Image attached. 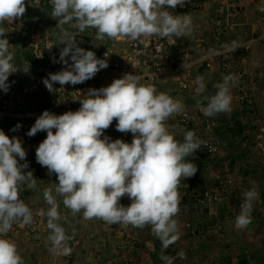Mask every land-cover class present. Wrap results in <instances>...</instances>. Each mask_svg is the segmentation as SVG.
<instances>
[{"label": "clouds", "instance_id": "1", "mask_svg": "<svg viewBox=\"0 0 264 264\" xmlns=\"http://www.w3.org/2000/svg\"><path fill=\"white\" fill-rule=\"evenodd\" d=\"M50 3L51 17L57 21L59 31L56 44L64 45L59 62L67 66L49 73L43 80L50 92L54 91V83L61 87L80 84L108 67L106 59H99L93 51L77 45L76 34L88 28L96 30V40L178 38L193 32L190 14L176 15L169 11L183 7L188 0H50ZM25 12V0H0V24L19 20ZM9 46L6 31L0 27V91L5 93L10 87L11 74L28 73L30 69L28 61L23 70L14 66V54ZM222 47L233 53L241 46L232 41ZM69 56L71 64L65 59ZM140 79L137 75L124 74L106 87L90 88L77 98L79 109L61 115L45 110L27 132L29 137L46 132V138L35 150V158L47 168L49 175L55 173L58 180L54 190L43 189L47 211L41 208L36 212L37 216L47 218L48 251L54 256L72 253L69 246L72 237L60 223L67 221V216L59 211V196L73 216L82 212L85 220L99 219L108 225L141 229L149 226L161 243L160 259L164 264H174L176 258L186 259L183 250L176 257L165 252L181 238L175 219L180 212L181 178L192 177L197 171L196 165L186 157L200 149L203 141L192 130L183 131L182 141L176 140L167 121L184 111L183 102L166 92H158L152 84H141ZM235 82V76L226 75L221 83L214 85L215 94L197 100L203 115L212 117L231 111L230 87ZM195 84L197 95L203 94L204 78L197 76ZM114 120L117 131L132 134L130 143L104 136ZM263 125H257L253 147L255 133ZM20 127L18 123L12 130ZM17 157L25 163H19ZM27 167L21 140L9 138L0 130V264H25L15 242L3 237L15 223L30 226L34 222L32 211L20 198L24 186L37 188L32 172L22 171ZM124 196L131 201L128 206L119 203ZM258 197L255 187L243 192V203L235 217L237 229H244L252 222L253 204Z\"/></svg>", "mask_w": 264, "mask_h": 264}, {"label": "rangeland", "instance_id": "2", "mask_svg": "<svg viewBox=\"0 0 264 264\" xmlns=\"http://www.w3.org/2000/svg\"><path fill=\"white\" fill-rule=\"evenodd\" d=\"M25 6L26 12L23 17L13 22L5 21L3 24H0V27H3L6 31V38L10 44L9 51L14 54L12 63L15 67L25 65V63H23V54L25 52H31L34 58L38 60V66H40L43 74L42 77H40L41 83L39 92L41 94L38 100H48V102L51 103V98L56 94L55 87L57 85L55 86V84H53L54 91L50 92L45 87L43 80L48 78L49 73H56L67 67L59 62V57L52 63L50 56L47 54V50H49L46 46L47 43H57L59 36V31L56 29L57 21L51 17L52 5L50 0H25ZM181 8H189L188 11H183L185 12L184 14H191V16H194L198 13V9L194 10L186 3ZM64 27L75 32V30L69 28V25H65ZM198 30L199 32L196 35L192 32L191 35L184 37L183 40H204L205 37H201L202 30ZM95 35L96 30L88 28L84 33L76 34L75 39L79 47L93 51L97 58L103 59L104 55H109L108 53L111 52V50H109L108 41L113 39L105 37L103 40H96ZM111 53H114V51ZM65 59L71 64L70 56ZM16 83L19 87V82L17 81ZM88 83L90 85H88ZM86 84L89 87L96 85L94 77L87 80ZM18 87L16 90H13L14 95H12L11 98L13 104L10 109L12 112H15V110L20 112L25 107L30 106L29 103L34 99L33 93L29 91L28 86H26L24 90L18 89ZM172 87L174 88H172L173 90L171 91H174L175 86L172 85ZM169 92L167 93L170 94ZM186 106V109L191 113L195 114L201 111L194 109L191 103H187ZM221 114L224 115L225 113L217 114L215 118ZM167 124L170 127V131L173 132L175 139L182 141L183 129H180L179 126H175L170 121H167ZM220 127V124L216 123V128ZM221 131L220 129L218 134H221ZM255 131L256 129H251L248 139L245 140L244 138H246V135H242L237 140V143L233 145L232 142L231 144L229 143L230 136L228 134H224V137L222 134L216 136V141L220 144V151L215 157L224 158L229 153L234 154L238 157H236L237 159H235L233 163L225 165L218 162L216 158L213 161L209 158H203L201 155L199 160V163H202V167L207 169V178L210 179L209 181L212 180L214 184H217L218 181L230 180V184L237 183L243 190H248L252 187L257 189L259 197L254 202V212L251 214L252 222L244 229H237L235 227V217L238 214L235 213L232 204H215L211 207L209 213V215L212 216L210 219L213 220V223L210 225V222L206 220V223L209 222L207 226L209 229L202 232L201 236L194 237L193 244L188 240H184L183 237L185 232H187V228L182 230L181 221L177 219L181 238L167 250L172 252L169 253V256L173 257H176L177 252L183 250L186 253V259L176 258L174 264H218L217 261L220 259V253H222L223 256L228 255L232 264H236V256L241 253L250 258H253V256L256 258L257 256H262V254H259L262 253V251H260L261 249L264 250V213L261 211L263 205H260L259 202L262 200L261 175L262 173L264 174V172H262L264 171V159L253 147V135ZM240 147L242 156H239L240 153L238 152ZM228 148H230V151L226 153ZM198 151L199 150H196L195 153H198ZM17 159L18 162L22 164V161H20L18 157ZM194 160H196V158H194ZM254 168H256L255 172ZM22 171L27 172L29 170L26 168V170L22 169ZM36 183V189H27L26 186H24L20 191V198L32 211L33 218H37L34 220L37 226L34 227L35 229H32V231L36 233L35 237L28 235L27 232L23 229H19V227L15 225L12 226L11 231L4 237L15 242L18 253L24 259L25 264H164L160 259L161 246L158 249L154 247V245L160 241L152 235L149 226L141 229L134 228L131 225H108L99 219L85 220L82 212L75 216H70L65 213V207L59 196H57V201L60 204L59 211L62 215L67 216V221H61L60 223L65 228L66 234L72 237L69 241L72 253L70 256L52 255L48 251L50 244L47 240L49 235V230L46 228L47 218L37 216L36 212L41 208L47 211L49 206L43 198V189L49 187L54 190L57 181L53 178L48 179L45 177L40 179V181L37 180ZM183 184L185 185V182ZM213 185H210L208 188H211ZM185 186L190 190L197 191L200 184L188 182ZM201 187H203L202 183ZM53 194L55 193L53 192ZM126 197L127 196L122 197L119 201L123 206ZM128 200L129 198L126 199L127 202ZM129 202L131 201L129 200ZM223 208L224 210L222 211ZM68 213H70V211ZM219 214L223 215V219L218 217ZM192 220L193 222L195 221L196 224L204 221L200 217H196V215L192 217ZM195 227L198 229L197 226ZM195 227H193V230H195ZM139 231H142V233H139L142 234V236L139 235L136 237ZM217 231H220V233ZM144 234H146L147 237H144ZM213 234H216V237L214 239L209 238V236H213ZM207 238L209 240H207ZM207 243L210 245L206 246L205 244ZM116 245L121 246L119 252H116ZM225 246L227 247L224 248ZM128 256L132 258L130 262L127 260ZM250 262L251 264H258L254 262L253 259Z\"/></svg>", "mask_w": 264, "mask_h": 264}, {"label": "built area", "instance_id": "3", "mask_svg": "<svg viewBox=\"0 0 264 264\" xmlns=\"http://www.w3.org/2000/svg\"><path fill=\"white\" fill-rule=\"evenodd\" d=\"M186 4L192 9H198L200 7L199 3L192 0H188ZM180 9L183 8L177 6L175 9H169V11H172L173 14L176 15L185 13ZM188 9H185V11H188ZM223 32L224 28L217 25L211 31L208 39H218L222 36ZM183 39L184 37H141L138 41H124L119 38L112 40L109 43V50H111V52L114 51V53L110 52L108 53L109 55H104L103 58L107 60L108 67L100 70L94 76L95 84H98V86L90 88L99 89L101 87H106L110 85L114 79L121 78L124 74H133L141 78V84H152L157 88L158 92H162L160 90L161 86L165 84L169 76H176V81L181 90L195 92L197 85L194 83L193 70L197 66H204L206 70H211L215 75L221 78L226 75L235 76L236 86L230 92L232 102L244 109H248L253 105L257 80L252 73L239 70L231 52H226L223 47L212 46V42L208 41L209 45L207 50H204L205 52L199 55L198 58H192L190 49H184L182 46ZM206 40L199 39L197 48L202 49L201 45L204 42L206 43ZM46 46L49 49L47 50V54L52 61L59 57V52L63 47L62 44L49 42ZM243 51H248L247 45L243 46ZM13 74L18 75L17 72ZM18 76L21 80H26L29 88H32V93L40 90L41 78ZM55 91L56 94L52 97L50 105L44 110H30L25 113H19L18 115L13 114L14 112L10 109L13 104L11 98L12 95H14L12 86L9 87L7 93L0 91V118L18 117L23 120L21 127L15 131H10L6 128L0 130L4 131L9 138L17 137L21 140L22 147L26 152H29V158L26 160L29 166L27 169L32 172L36 180L40 181V179L46 177L48 179L53 178L58 183L55 173L49 175L47 168L42 167L36 161L35 153H31V146L34 147L35 152L39 143L46 138V132L40 131L32 137L27 135L28 130L34 124L36 118L41 115L43 111L47 110L55 115H61L67 111L78 109L79 101L77 98L83 94L78 93V91L70 85L57 87ZM168 121L179 127H193L192 130L195 132L196 136L203 141L200 148L206 156L212 157L219 153L220 144L214 141L212 133L215 122L203 115L202 111L194 114L188 111L184 105V111L171 117ZM115 124L116 121L114 120L112 125L104 131V136L109 137L111 140L121 139L124 142L130 143L132 134L130 132L121 133L117 131ZM254 147L256 151L264 157V125L260 126L255 133ZM30 164L32 165L31 167ZM244 191L245 190L237 183L230 184V180L218 181V183L211 188L198 194L196 196V202L199 205L213 206L223 201L228 203L229 200L231 201L232 198H235L237 199V203H235V213L239 214L240 206L243 203ZM239 192L242 193L239 195L237 194ZM125 203H127V205L125 204L124 206H128L131 202L128 200V202L126 201ZM179 207L180 212L176 217L181 221L185 219L184 216L187 209L181 205H179ZM261 211L264 213V207ZM13 225L19 227V229H23L28 235L35 233L32 231V229L36 227L34 223L30 226H22L20 223H15ZM184 225L185 227H189L188 223Z\"/></svg>", "mask_w": 264, "mask_h": 264}, {"label": "crops", "instance_id": "4", "mask_svg": "<svg viewBox=\"0 0 264 264\" xmlns=\"http://www.w3.org/2000/svg\"><path fill=\"white\" fill-rule=\"evenodd\" d=\"M199 4L200 7L197 10V15L192 16L193 28L197 29H193V34L196 35L199 32L198 29H200L202 30L201 37H205L206 40L209 38L213 28L217 25L222 26L224 28V32L220 38L206 40V43H202V49L197 48L198 40H183V48L190 49L192 58H198L199 55L205 52L204 50H207L209 45L208 41H211V45L215 47H222V45L226 43L230 44L232 41H237L241 47H238L232 53L236 66L242 72L244 71L246 73H252L257 80L253 105L248 109H244L232 102L231 112L225 113L227 120L243 121L241 122V124L244 126L242 135H246V138H244L246 140L248 139L251 129H255L257 128V125L264 123V0H201V3ZM245 45L248 47L247 52L243 51V46ZM193 76L194 83L197 76H202L204 78L205 92L201 95H197L196 91L187 92L181 90L178 82L176 81V76H169L168 78L166 77L167 80L165 84H163L164 86H161L160 90L166 93L170 91L169 95L181 100L185 106L187 103H191V106H193L194 109L201 110L199 107H197V100L203 101L204 97L215 94L216 88L214 85L221 83L223 78L215 75L211 70H206L204 66L195 67L193 70ZM88 85L90 84L88 83ZM88 85L86 82L80 84L77 87L78 93L84 94V92H87V90L90 88ZM172 85L175 86L174 91H171L173 90L172 88H174ZM235 86L236 82L234 86L230 87V92ZM43 101L45 103L48 102V100ZM204 103L206 104V101ZM79 107L80 104L78 105V109ZM13 114L18 115L19 112L15 110ZM22 122L23 120L18 117H3L0 118V129L6 128L11 131L18 123L22 125ZM240 151H242L241 147L238 152L240 153ZM229 155H231V158L233 159L238 157L230 153ZM239 156H242V152ZM194 158H196V160H194ZM203 158L209 157L203 155ZM210 158H213V156ZM186 160H190L192 163L195 162L194 164L197 165V171L194 175H197L198 177L196 180H194L193 175L192 177L185 178V180L181 181V183L185 182L186 185L188 182H192L193 184L198 183L200 186L202 183L204 187H209L210 185L214 184L212 180L209 181L210 179L207 178V169L201 166V162L199 163L200 155L186 157ZM262 183L264 184L263 179ZM126 199L128 198L126 197ZM126 199L124 200V205L126 204ZM259 203L260 205L262 204L261 201ZM64 210L65 213L69 214L70 216L72 215L71 212L68 213L70 210L65 208ZM71 220L73 221L72 218ZM139 233H142V231H139L136 236H142V234ZM205 245L209 246L210 244L207 243ZM260 251H262V253L258 254H262V256H257V258L261 257L262 261H264V250L261 249Z\"/></svg>", "mask_w": 264, "mask_h": 264}, {"label": "trees", "instance_id": "5", "mask_svg": "<svg viewBox=\"0 0 264 264\" xmlns=\"http://www.w3.org/2000/svg\"><path fill=\"white\" fill-rule=\"evenodd\" d=\"M194 2H197V3H201V0H192ZM181 11H185V9H180ZM112 41V40H111ZM110 40L108 41V44L111 42ZM22 61V60H21ZM28 61L29 65H30V69H29V72L28 73H25L23 71H17L18 75H24V76H27V77H34V78H40L42 77V70L40 69V66H38V60L36 58H34V56L32 55L31 52H25L23 54V63H26ZM52 61V60H51ZM52 63H54V61H52ZM40 64V63H39ZM25 65L23 66H16V68L20 69V70H23ZM17 74H11L10 77H8V83L10 84V86H12V88H14L13 90H16L18 85H17V81L19 82V87L18 89H22L24 90V88L27 85V82L26 80H21V78H18ZM86 82V81H85ZM56 87H60L61 85H59L58 83H54ZM82 84V83H80ZM80 84H76V85H71V84H66L65 86L67 85H70L72 86L76 91H78L77 87L80 85ZM94 86H98V84L94 85ZM29 88V86H28ZM32 88H29V91L31 92ZM40 92H35L33 93L32 95L34 96V99L29 103L30 106L28 107H25L23 110H21L20 112L21 113H25L26 111H30V110H36V111H42L44 110L45 108H47L50 104H45V102L43 100H38V97H40ZM19 112V113H20ZM223 114L219 115L218 117L215 118V116H212V117H208L209 119H212L214 122H215V126H214V130H213V139L215 142L216 141V136L217 135H221L224 137V134L225 135H229L230 136V144L232 142V145L237 143V140L239 139L240 136H242L243 134V130H244V126L241 124L240 121L238 120H227L225 114L222 116ZM216 123L220 124V128H216ZM182 130V133L183 131L185 130H192L193 127H185V126H180ZM185 128V129H184ZM220 129L222 130L221 131V134H218V132L220 131ZM257 129V128H255ZM193 131V130H192ZM32 151L31 153L34 154V147H32ZM198 153H193V155H201L203 157L204 152L200 149H198ZM226 151H229V148L226 150ZM29 152H26V160L27 158H29ZM218 154L214 155L213 158H210L211 160H215V158L218 160V162H220L221 164H231L235 161V159L231 158V155H227L225 158H218V157H215L217 156ZM200 156V157H201ZM206 156V155H205ZM25 163V161H22V164ZM34 165V164H33ZM32 165L30 164V167ZM201 166H202V163H201ZM29 168V166L27 167ZM26 170V168H25ZM256 168H254V172H255ZM264 172V171H262ZM197 175H194V180L197 179ZM261 178L264 180V174L262 173L261 175ZM185 180L184 178L181 179V181ZM180 181V190L178 189L179 193H180V196H181V203L180 205L181 206H184L186 207L187 209V212L185 214V219L184 220H181V229H186L187 228V232H185L184 234V240H188L190 241L191 243H193V240H194V237H199V235L201 236L202 232L206 231V229H209L207 228L209 222H210V225L211 223H213V220L210 219V217H212L211 215H209L210 211H211V207L210 205H199L197 204L196 202V196L198 194H201L203 193L206 189H209L208 187H201L199 186L198 187V190H190L188 189L186 186H184L183 183H181ZM215 185V184H214ZM261 203L262 205H264V184L262 183V187H261ZM242 192H239L237 194H241ZM232 204V206L234 207V210H235V206L237 203V199L235 198H232V200L227 203L226 201H223L221 203H217V204H222V205H225V204ZM215 205V204H214ZM221 205V206H222ZM254 208V207H253ZM224 210V208L222 209V211ZM233 210V211H234ZM197 211V213H196ZM254 212V210H252V213ZM251 213V214H252ZM196 215V217H200L202 220H204L203 222H200V223H197L193 220H192V217ZM198 215V216H197ZM220 219H223V215L219 214L218 216ZM36 217H34L33 219L35 220ZM37 219V218H36ZM175 219L177 220V217H175ZM179 220V219H178ZM206 220L209 221L208 223H206ZM180 221V220H179ZM35 224V226H37V223L34 221L33 222ZM185 223H188L189 224V227H185ZM130 226V225H129ZM198 227V229H196V227ZM193 227H195V230H193ZM144 232V231H143ZM218 233H220V231H217ZM36 233H31V236L32 237H35ZM144 237H147L146 234L143 235ZM137 237V236H136ZM216 237V234H213L209 236V238H215ZM207 240H209L207 238ZM194 244V243H193ZM192 244V246H193ZM161 246V243H156L154 245V247H156L157 249L160 248ZM227 246H225L224 248H226ZM116 252H119L121 248V246L119 245H116ZM169 253H172L170 250H166L165 252V255H169ZM190 253V252H189ZM220 259L217 261L218 264H232L231 263V259L228 255L226 256H223L222 253H220ZM253 259L254 262H257L258 264H263L264 261H262L261 259L259 258H256L253 256V258H250V257H247V255H244L243 253L241 254H238L236 256V264H251V260ZM129 262L132 260V258H130V256H128V259H127ZM127 261V262H128ZM125 264V263H124Z\"/></svg>", "mask_w": 264, "mask_h": 264}]
</instances>
